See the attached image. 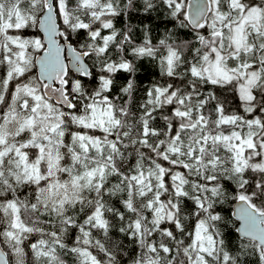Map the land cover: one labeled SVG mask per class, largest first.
Returning <instances> with one entry per match:
<instances>
[{
    "label": "snow or ice",
    "instance_id": "snow-or-ice-1",
    "mask_svg": "<svg viewBox=\"0 0 264 264\" xmlns=\"http://www.w3.org/2000/svg\"><path fill=\"white\" fill-rule=\"evenodd\" d=\"M0 264H264V0H0Z\"/></svg>",
    "mask_w": 264,
    "mask_h": 264
}]
</instances>
